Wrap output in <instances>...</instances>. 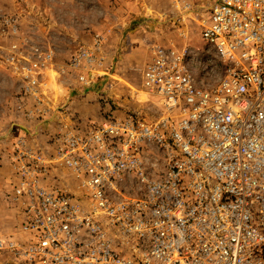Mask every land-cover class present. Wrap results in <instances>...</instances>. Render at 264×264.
Here are the masks:
<instances>
[{"label": "built area", "instance_id": "obj_1", "mask_svg": "<svg viewBox=\"0 0 264 264\" xmlns=\"http://www.w3.org/2000/svg\"><path fill=\"white\" fill-rule=\"evenodd\" d=\"M173 2L177 16L136 22L168 30L146 42L142 71L163 115L106 109L93 125L70 109L76 94L109 99L105 39L94 35L61 65L19 17L0 14V49L35 123L12 131L7 196L22 213L24 241L0 242V251L22 264H264V0ZM192 18L218 59L211 89L176 40ZM50 71L76 76L63 105L43 90ZM39 138L48 139L42 150L32 145Z\"/></svg>", "mask_w": 264, "mask_h": 264}, {"label": "rangeland", "instance_id": "obj_2", "mask_svg": "<svg viewBox=\"0 0 264 264\" xmlns=\"http://www.w3.org/2000/svg\"><path fill=\"white\" fill-rule=\"evenodd\" d=\"M103 1L0 0V14L19 17L21 31L43 48L54 49L58 62L64 65L78 50L90 46L92 43L93 36L98 33L94 27L101 24L100 19L104 16L100 7ZM123 5L128 11L129 17H137L140 20L131 19L130 26L127 27V33L129 34H127L126 44L116 55H113L115 58L112 57L111 68L114 71V78L111 80L113 84H111L110 91H108L110 102L107 101L109 99L92 93L84 98H80V94L75 95L73 103L94 96L99 106L96 117H92L93 115L88 116L87 112L81 114L76 111L74 106L71 107L70 114L82 120L85 125L100 123L101 114L106 109H111L113 117H121L125 113L131 112L140 113L150 120H156L163 115L159 101L150 97L142 88V71L146 63L144 54L146 42L150 40L153 33L163 34L168 30L157 27L149 28L147 25H137L136 22L149 19L163 21L164 18L177 16L180 9L175 7L173 0H123ZM47 7L52 8L54 14V21L48 24H46L47 19H45V9ZM141 10L145 12L143 18L139 13ZM198 19L187 20L184 27L187 38L185 40L176 38V40L180 47L190 46L196 58L194 74L200 84L211 89L220 81L221 71L214 49L201 41V25L200 19ZM173 36L176 37V34H173ZM1 45H6V42L0 40V47ZM110 49V44H108L105 50L108 56L112 55ZM47 74H50L52 78L48 80L49 83L44 80L43 90L45 94L48 96L49 92L54 91L56 87H60V93L53 98V101L57 104L58 102L65 104L69 99L71 90L76 89L75 74L70 73L67 76H59L55 71H50ZM102 97L105 98L106 103L102 101ZM30 99L24 92L23 83L16 80L10 68L7 67L5 54L0 49V148L3 153H8L10 142L15 145L17 141V137L12 134L16 126L26 127L30 130L34 129L35 123L27 122L25 119L27 111L33 107ZM92 118H96L98 121H94ZM36 144L37 142L32 145ZM12 154L9 163L6 157L0 158L1 162L5 160L8 166L10 165L11 173L10 161ZM5 172H7L6 165L2 162L0 182L3 183V186L0 189H3L1 196L4 197L6 205L3 210H0V242L21 241L22 239L24 241L20 233V227H18L20 223L18 212L21 211L14 204H11L6 197L13 181V174L9 182V175H5ZM4 176H6L5 179ZM2 197H0V201ZM8 214H10L9 217ZM19 263L21 261L9 252L0 251V264Z\"/></svg>", "mask_w": 264, "mask_h": 264}, {"label": "crops", "instance_id": "obj_3", "mask_svg": "<svg viewBox=\"0 0 264 264\" xmlns=\"http://www.w3.org/2000/svg\"><path fill=\"white\" fill-rule=\"evenodd\" d=\"M101 11L104 13V16L100 19L101 24L97 27H94L95 31L98 32L97 34L101 35L105 41L107 42L105 45V50L107 49V45L110 44V50H111V54L109 55V60L111 64H112V57L115 58L116 53H118V51H120V49H122L125 44H126V38H127V27L130 26L131 23V19L133 20H140L137 17H129L128 16V11L125 9V6L123 5V0H104L103 3L101 4ZM44 12V11H43ZM141 17L143 18L145 15L144 10H141ZM45 19H47L46 24H48L51 21H54V14H53V9L50 7H47L45 9ZM133 25V24H132ZM120 55V54H119ZM62 64V63H60ZM110 65V63H109ZM51 74V73H50ZM46 74V78L44 77V80H46V82L49 83L48 80H51L52 76L51 75ZM48 75V76H47ZM53 86V85H52ZM60 93V87H56L54 91L49 92L48 96L50 99L54 100L53 98L57 96V94ZM66 101V100H65ZM76 102V104H74ZM72 105L76 108V111L83 114V112H87L86 114L88 116L93 115L92 117H96L97 116V112L99 110V106L96 103V98L94 96H89L86 100H82L80 102L75 101ZM59 105H63L62 102L59 103ZM93 119V118H92ZM94 121H96L97 119H93ZM42 141H41V140ZM37 141L36 145H33L34 147L37 148H44L46 145V141H48V139L45 138H40ZM12 142H10V144L8 145V153H3L1 151L0 148V158L6 157L9 163V158L11 156V154L14 151V145L11 144ZM2 162L5 163L6 165V170L7 172H5V175H9L8 176V181H11V177H12V173L10 170V165L8 166V164L6 163L5 160H3ZM1 159H0V166L2 164ZM6 176H4L5 179ZM10 178V179H9ZM3 186V183L0 182V187ZM3 189H0V197H2L1 192ZM8 200V198H7ZM5 199L4 197H2L1 201H0V210H3L5 208ZM8 206V205H7ZM9 213V212H8ZM11 214V213H10ZM8 214V217L9 215ZM18 216L19 217V224L18 227H21V223H22V213L18 212ZM11 219V218H10ZM12 220V219H11ZM21 264V263H19Z\"/></svg>", "mask_w": 264, "mask_h": 264}, {"label": "trees", "instance_id": "obj_4", "mask_svg": "<svg viewBox=\"0 0 264 264\" xmlns=\"http://www.w3.org/2000/svg\"><path fill=\"white\" fill-rule=\"evenodd\" d=\"M80 98H84V97H81V96H80ZM7 194H8V192L6 193V197L8 198V201H9V197L7 196ZM9 202H10V201H9Z\"/></svg>", "mask_w": 264, "mask_h": 264}]
</instances>
